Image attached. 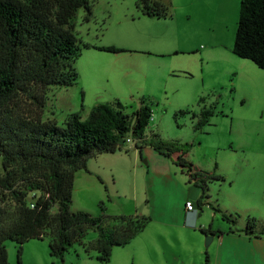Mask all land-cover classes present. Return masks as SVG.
Segmentation results:
<instances>
[{
  "label": "rangeland",
  "instance_id": "rangeland-1",
  "mask_svg": "<svg viewBox=\"0 0 264 264\" xmlns=\"http://www.w3.org/2000/svg\"><path fill=\"white\" fill-rule=\"evenodd\" d=\"M88 1L89 20L83 21L82 10L74 17L73 33L80 48L79 57L73 63L77 81L69 87L45 90L40 119L57 125L70 113H78L84 119L97 101L101 104L118 101L123 112L130 116L138 108L140 99H144L153 121L144 130L142 147L148 146L146 141L151 134L165 141L190 144L186 158L193 167L222 178L205 182V194L212 207L202 204L198 210L204 228L230 226L221 219L220 215L224 214L233 220L235 229L243 228L247 218L255 219L264 229V70L231 52L239 0H150L168 7L170 17L166 19L141 16L135 0ZM146 34L154 39L141 42L138 36ZM85 44L113 46L130 52L111 54L84 48ZM207 108L212 110V116L194 130L199 111ZM20 111L32 115L35 104L22 99ZM179 111L187 113L174 117ZM134 151L132 147H122L116 151L118 158L109 159L115 175L112 189L118 191L117 195L105 192V185L97 179L80 175L84 182L79 185L78 181L74 182L69 210L96 217L100 213L106 215L110 201L130 206L134 199L139 211L136 214L150 218L147 208L154 189L149 181L158 172L153 169V160H148L151 169L148 177L147 162H143L146 157L137 159V156L133 162ZM173 170L179 178V169ZM154 180L158 188L166 185L159 177ZM193 186L191 189L200 195V189ZM106 187L109 190L110 183ZM174 188L179 192L173 191L171 201L178 208L181 191L185 197L187 190L182 182L174 184ZM31 197L28 195L27 200ZM196 198L189 200L194 209ZM3 207L10 209L11 203L6 202ZM213 208L220 211L214 217ZM54 211L53 207L50 213ZM153 224L150 221L128 244L113 247L106 263L95 261L93 254L87 257L75 243L64 256L65 264H150L153 261L143 255L139 246L148 236L160 235L151 231ZM187 234L189 237L183 240L179 236V242L173 235L169 236L170 249L179 253L157 256L160 261L155 264H181L185 261L183 253L193 257L194 252L186 253L184 249L194 241L193 236H198L199 246L207 250L206 236ZM95 235L93 230H88L82 242L93 240ZM155 242L158 244L159 238ZM3 245L7 264H16L17 245L8 240ZM20 262L64 264L49 257L46 238L23 243Z\"/></svg>",
  "mask_w": 264,
  "mask_h": 264
},
{
  "label": "trees",
  "instance_id": "trees-1",
  "mask_svg": "<svg viewBox=\"0 0 264 264\" xmlns=\"http://www.w3.org/2000/svg\"><path fill=\"white\" fill-rule=\"evenodd\" d=\"M135 7L146 18L170 17L168 7L158 1L135 0ZM78 10L84 13L83 21H88V0H0V264H7L4 241L17 245L16 264H21V245L44 238L51 259L62 262L77 243L84 255L93 254L95 261L106 263L113 247L128 244L150 222L149 217L137 214L95 217L69 210L74 173L85 170V161L94 155L119 151L127 137L135 141V147L144 142L150 114L140 99L130 116L115 101L91 107L84 119L78 113L67 114L61 125L40 119L45 90L69 87L77 81L73 63L80 48L73 32ZM84 48L111 54L130 52L113 46L85 44ZM231 52L264 70V0H239ZM22 99L35 104L34 114L21 113ZM186 113L179 111L174 117ZM211 116L210 108L199 111L194 130ZM146 144L159 155L173 157L174 165L200 189L198 205L206 198L205 182L222 180L219 175L194 170L183 158L190 144L165 141L154 134ZM6 202L11 203L10 209L3 207ZM220 216L234 225L224 214ZM256 226L255 219L247 218L237 232L253 235ZM88 230L96 233L95 238L83 243ZM199 231L212 235L210 228Z\"/></svg>",
  "mask_w": 264,
  "mask_h": 264
},
{
  "label": "crops",
  "instance_id": "crops-1",
  "mask_svg": "<svg viewBox=\"0 0 264 264\" xmlns=\"http://www.w3.org/2000/svg\"><path fill=\"white\" fill-rule=\"evenodd\" d=\"M146 35H140L138 36V39L141 42H145L146 39H154V37H148V35ZM97 102L101 104L100 101ZM177 142L182 143L179 140ZM143 145L144 142L137 144V147H132L135 150L133 153V162H136L137 156V159H142V156H145L147 160L144 159L143 162H147L146 172L148 177L151 175V169L149 168L148 160H153V169L157 170L158 172L157 176L155 174V176H153L150 181L148 180L154 191L152 192L153 198L150 203V207L147 209L150 213V221L154 222V226H152L151 231H153V233L156 231L160 233V235L148 236L146 238L147 241L142 243V246H139V250L143 253V255L147 256V258L150 257L148 259L153 261L150 264L159 263L160 260L157 259V256L159 258V256L161 257L179 253V250L170 249L171 247L168 245V243L171 239L169 236L173 235L175 237V241L179 242V236H182L181 240H183V237H189L187 232L204 235L199 230H205L207 228H210V231L212 232V237L207 246V250L205 251L201 246H199L198 236H193L194 241L192 242L187 239L188 242H191V245L184 246V249L186 253L194 252V254H192L194 256L188 257L182 252L183 257H185V261L181 264H264V234L258 235L259 232H264L262 227H259L257 224L255 230L256 233L253 235H246L237 232V230H242L244 226L240 229H235L231 225L225 228L217 226L215 229L208 225L207 228H204L202 223H200L199 209L202 204L209 208L212 207L211 202L209 201V196L206 194L205 201L202 199L199 205L195 203L196 209H193L192 211H186L184 208V203L186 201H189L190 198L197 197L195 200L197 202L199 199L197 190L191 189V185H193L192 181H189L188 177L180 170V168L174 165L173 157H164L154 152L149 146L142 147ZM186 155L187 154H185L183 158L188 161ZM114 158H118L116 151L112 154H98L88 158L85 161V170H80L81 172L76 171L74 173L72 188L75 181H78V185L79 183L84 182V178L80 176L84 175L97 179L100 184H104V189H106L105 192H110L112 195H117L118 191L112 189V186L115 185V175L112 169L113 165L109 163V159ZM173 168L179 169L180 179L176 178L177 173L175 170H173ZM194 170L198 169H195L194 167ZM152 174L154 175V173ZM183 176L185 177L186 182H184V178H182ZM155 177L161 178L163 181H165L166 185H164L163 188H158L155 186ZM107 182L110 183L109 190L106 187ZM178 182H182L183 185L186 186L187 194L185 197H183L185 193L184 191H181L182 198L180 200V205L178 208H175L171 198L173 196V191L175 190L174 184H178ZM176 191L179 192V190H175V192ZM109 205V208L105 209L106 215L109 216H129L139 212L137 211L138 205L134 199L130 206L129 204L111 201L109 202ZM216 214L217 213L212 211V217H214ZM195 226H198V228H195ZM168 232H171V234H167ZM157 238H159L158 244L155 242ZM202 256H206V260ZM154 257H156V259ZM62 263L65 264V257Z\"/></svg>",
  "mask_w": 264,
  "mask_h": 264
},
{
  "label": "built area",
  "instance_id": "built-area-1",
  "mask_svg": "<svg viewBox=\"0 0 264 264\" xmlns=\"http://www.w3.org/2000/svg\"><path fill=\"white\" fill-rule=\"evenodd\" d=\"M153 121V117L151 115V113L148 116V123H151ZM135 146V141L133 139H131L130 137H127L124 141L123 147H133ZM184 208L186 211H192L194 209L192 203L190 201H186L184 203Z\"/></svg>",
  "mask_w": 264,
  "mask_h": 264
},
{
  "label": "water",
  "instance_id": "water-1",
  "mask_svg": "<svg viewBox=\"0 0 264 264\" xmlns=\"http://www.w3.org/2000/svg\"><path fill=\"white\" fill-rule=\"evenodd\" d=\"M205 236H206V238H205L206 241H205L204 247H207L209 242H210V240H211L212 235H205Z\"/></svg>",
  "mask_w": 264,
  "mask_h": 264
}]
</instances>
